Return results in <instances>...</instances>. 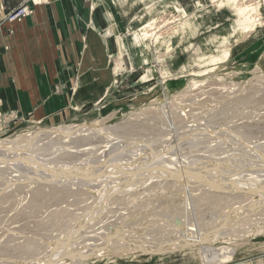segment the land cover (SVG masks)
I'll return each instance as SVG.
<instances>
[{
  "label": "rangeland",
  "instance_id": "obj_1",
  "mask_svg": "<svg viewBox=\"0 0 264 264\" xmlns=\"http://www.w3.org/2000/svg\"><path fill=\"white\" fill-rule=\"evenodd\" d=\"M111 3L118 18L109 8L99 31L107 72H80L79 55L63 83L66 108L45 118L0 105V141L81 123L118 127L106 147L94 137L70 148L46 141V163L0 167V264L36 263L77 234L90 255L75 264H264V212L252 204L264 195V165L245 168L264 147V0ZM137 140L177 156V169L142 165L143 153L127 147Z\"/></svg>",
  "mask_w": 264,
  "mask_h": 264
},
{
  "label": "crops",
  "instance_id": "obj_2",
  "mask_svg": "<svg viewBox=\"0 0 264 264\" xmlns=\"http://www.w3.org/2000/svg\"><path fill=\"white\" fill-rule=\"evenodd\" d=\"M20 1L0 0V105L41 119L66 108L63 83L79 55L80 72H107L99 31L111 22L109 8L119 12L111 0H47L21 21H5Z\"/></svg>",
  "mask_w": 264,
  "mask_h": 264
},
{
  "label": "bare ground",
  "instance_id": "obj_3",
  "mask_svg": "<svg viewBox=\"0 0 264 264\" xmlns=\"http://www.w3.org/2000/svg\"><path fill=\"white\" fill-rule=\"evenodd\" d=\"M259 15V14H258ZM261 22V21H260ZM118 129V127H109V126H105V125H99V124H97V123H91V124H88V123H81V124H77V125H67V126H60V127H55V128H42V129H38V130H36V131H34V132H32V133H29L28 135H23L22 137H16V138H14V139H3V140H1L0 141V167H3V164H8V163H11V164H13V163H16V164H20L21 163V165L25 168V169H32L33 168V165H35V164H38V163H43L44 161H43V158H41V155H39L38 154V152H39V150L40 149H42V148H44L43 147V145L45 144V142L46 141H54V143H58V144H60L59 145V148H66V146H68V144L70 143H73V141H77L76 139H82V138H92V137H94V138H97L102 144H103V146H105V145H109L110 143H112V141H116V137H118V135L116 134L117 132H116V130ZM114 135H117L116 137L114 136ZM121 136V135H120ZM121 138V137H120ZM144 140V139H143ZM143 140H141V141H139V140H137V141H139L138 142V144H132V142L130 141H128L129 142V144H127V147L128 146H131L133 149L134 148H137V150L139 151L140 150V152H142L143 154H141V155H138V156H143V158H144V162H143V164L142 165H147L148 164V162H150L149 163V165L148 166H150L149 168H156V166L157 165H160V164H164L165 166H167V168H168V170H169V168H170V170L173 168V166H176V164L173 162V159H175L177 156H171L170 154V156H167L166 154V157H165V155H161V157L160 156H156V152L155 151H153L152 149L154 148H152L151 149V147H150V145H151V143H149V145L147 144V142L146 143H144L145 141H143ZM134 141V140H133ZM143 141V142H142ZM125 142V141H124ZM148 142H150V141H148ZM121 143V142H120ZM131 143V144H130ZM74 144V143H73ZM155 144V143H154ZM96 145V144H95ZM123 145V144H122ZM125 145V144H124ZM91 146V145H90ZM93 146V145H92ZM98 146V145H97ZM111 146V145H110ZM54 147V146H53ZM106 147V146H105ZM108 147V146H107ZM113 147V146H112ZM112 147H111V149H112ZM124 147V146H123ZM126 147V146H125ZM67 148H70V146H68ZM95 148V147H94ZM114 148H115V146H114ZM184 148V147H183ZM107 149V148H106ZM109 149H110V147H109ZM132 149V150H133ZM172 149H173V147H172ZM171 149V150H172ZM255 149V148H254ZM115 150V149H114ZM152 150V152H153V154L154 155H151L150 153V151ZM157 150V149H156ZM160 150H162L163 151V149H160ZM168 150V149H167ZM108 151V150H107ZM249 151H252V150H249ZM110 152V151H109ZM128 152V151H127ZM140 152H139V154H140ZM125 153V152H124ZM123 153V154H124ZM149 153V154H148ZM244 153V152H243ZM252 153H255L256 155V162L255 163H257V164H255L254 162V164H251V165H247L246 164V166H245V168H249L250 170H251V172L253 173V172H255V171H258L259 169H262V165H264V147H263V149H261V150H259V152H257V151H253ZM131 154V153H130ZM133 154V153H132ZM138 154V152H136V153H134L132 156H133V158L136 156ZM248 154V153H247ZM126 155H128V154H126ZM105 156V155H104ZM111 156H113V155H111ZM122 158H124L123 156H121ZM247 157V156H246ZM41 158V159H40ZM121 158V159H122ZM126 158V157H125ZM250 158V157H249ZM255 158V157H254ZM99 159V158H98ZM97 159V160H98ZM104 159V158H103ZM128 159H130V158H128ZM142 159V158H141ZM147 159H149L150 161H148V162H146V160ZM177 159V158H176ZM251 159H253V158H251ZM101 160H102V158H101ZM116 160V159H115ZM124 160V159H123ZM132 160V159H131ZM135 160V159H134ZM183 159H181L180 161V163L182 164H185V162L184 161H182ZM100 161V160H99ZM136 161H137V159H136ZM186 161V160H185ZM110 162H114V161H110ZM109 162V163H110ZM122 162V161H121ZM124 162H126V161H124ZM124 162H122V163H124ZM127 162H128V164H129V160H127ZM138 162V161H137ZM44 163H46V162H44ZM54 163V162H53ZM59 163V162H58ZM133 163H134V161H133ZM177 163V162H176ZM220 163V162H219ZM51 164V163H50ZM55 164V163H54ZM60 164V163H59ZM108 164V163H107ZM113 164V163H112ZM127 164V165H128ZM132 164V163H131ZM151 164V165H150ZM206 165H208L207 163H205ZM250 164V163H249ZM44 165V164H43ZM60 165H62V164H60ZM109 165V164H108ZM126 165V164H125ZM134 165V164H133ZM138 165H139V163H138ZM163 165V166H164ZM179 165V164H178ZM203 165V164H202ZM13 166V165H12ZM46 166H48V165H46ZM73 166V165H72ZM164 166V167H165ZM181 166V165H180ZM209 166H211V165H209ZM216 166V165H215ZM250 166H252V168H254V167H258V166H260V167H258L257 169L256 168H254V169H252ZM254 166V167H253ZM37 167V166H36ZM48 167H50V166H48ZM60 167V166H59ZM62 167V166H61ZM60 167V168H61ZM67 167V166H66ZM132 167H138V166H132ZM142 167H145V166H142ZM141 167V168H142ZM158 167V166H157ZM207 167V166H206ZM217 167V166H216ZM39 168V167H38ZM59 168V169H60ZM88 168V167H87ZM122 168V167H121ZM140 168V167H139ZM138 168V169H139ZM145 168H148V167H145ZM161 168V167H160ZM159 168V169H160ZM219 168H220V166H219ZM219 168H217V171H218V169ZM225 167H221L220 169H224ZM227 168V167H226ZM226 168H225V170H224V172L226 171ZM242 168H243V166H242ZM34 169H36L35 167H34ZM41 169V168H40ZM48 169V168H47ZM54 169H56V168H54ZM53 169V170H54ZM58 169V168H57ZM63 169V168H62ZM65 169V168H64ZM103 169V168H102ZM137 169V170H138ZM174 169H177V167L176 168H173V170ZM215 168H213V170H214ZM33 170V169H32ZM37 170H39V169H37ZM51 171H52V169H50ZM66 170V174L67 173H69L68 171H72V170H68V167H67V169H65ZM98 170H100V169H98ZM137 170H132V172L131 173H134V172H136ZM143 170V169H142ZM155 170V169H154ZM158 170V169H157ZM164 170V169H163ZM172 170V171H173ZM187 170V169H186ZM236 170H237V168H236ZM243 170H245V169H243ZM31 171V170H30ZM48 171V170H47ZM47 171H45V172H47ZM56 172H57V170H55ZM139 171V170H138ZM204 171V170H203ZM207 171V170H206ZM215 171H216V169H215ZM221 171H223V170H221ZM50 172V171H49ZM48 172V173H49ZM54 172V171H53ZM127 172L128 171H126V174H127ZM140 173H141V171H139ZM146 172V171H145ZM157 172V171H156ZM168 172V171H167ZM166 172V173H167ZM177 172V171H176ZM179 172V171H178ZM181 172V171H180ZM180 172L178 173V175L180 174ZM185 172V171H184ZM209 172V171H208ZM211 172V171H210ZM214 172V171H213ZM212 172V173H213ZM219 173H220V170L218 171ZM230 172V171H229ZM43 173V172H42ZM50 173H52V172H50ZM61 173V172H60ZM63 173V172H62ZM128 173H130V170H129V172ZM140 173H138V174H140ZM144 173V172H143ZM147 173V172H146ZM218 173V174H219ZM226 173V172H225ZM228 173V172H227ZM232 173H233V171H232ZM254 174V173H253ZM117 175V174H116ZM132 175V174H131ZM134 175H137V173L136 174H134ZM142 175H144V174H142ZM146 175V174H145ZM145 175H144V178H145ZM199 175V174H198ZM201 175V174H200ZM216 175H217V173H216ZM229 175V174H228ZM140 176V175H139ZM182 176V175H181ZM224 176H225V174H224ZM236 176V175H235ZM24 177V176H23ZM26 177V176H25ZM68 177H70V175L68 176ZM138 177V176H137ZM141 177V176H140ZM184 177V176H183ZM204 177H207V175L206 176H204ZM203 176H202V178H204ZM75 178H77V177H74V179ZM128 178V177H127ZM130 178V177H129ZM139 178V177H138ZM137 178V179H138ZM150 178V177H149ZM193 178H194V176H193ZM192 177H191V180L193 179ZM256 178V177H255ZM33 179V178H32ZM54 179V178H53ZM57 179V178H56ZM56 179H55V181H56ZM59 179V178H58ZM132 179V178H131ZM130 179V180H131ZM135 179H136V176H135ZM185 180H187V181H190L189 180V177L188 178H184ZM200 180L201 179V177L200 178H196V180ZM214 179V178H213ZM65 180V179H64ZM124 180V179H123ZM128 181V183L129 182H131V181ZM182 180V179H181ZM224 180V179H223ZM51 181V180H50ZM57 181H61V180H57ZM132 181H135L134 179L132 180ZM195 181V180H194ZM218 181L219 182H222V180H219L218 179ZM225 181V180H224ZM233 181V180H232ZM248 181H249V179H248ZM218 182V183H219ZM223 184H225L224 182H222ZM222 183H220V184H222ZM217 184V183H216ZM122 185V184H121ZM219 184H217V186H218ZM227 185H228V183H227ZM230 185H231V183H230ZM229 185V186H230ZM116 186V185H115ZM114 186V187H115ZM219 186H221V185H219ZM237 186V185H236ZM226 187V186H225ZM112 188V187H111ZM220 188H222V187H220ZM219 188V189H220ZM120 190V189H119ZM223 190H225V189H223ZM109 191H110V189H109ZM113 191H114V189H113ZM108 192V191H107ZM248 193V192H247ZM106 194H108L109 195V193H106ZM254 194V193H253ZM103 195V194H102ZM108 195H106L107 197H108ZM261 195V194H260ZM106 196H103V197H105L106 198ZM264 196V195H263ZM262 195H261V197L262 198H258L255 202H252V204H254L255 206H257L258 207V211L260 212L261 211V214H262V212H264V206H263V208H261L262 207V204H264V197H263ZM101 197V196H100ZM103 197H101V198H103ZM107 201V200H106ZM218 203V202H217ZM99 204V203H98ZM102 202L98 205V207L95 209V212H93V213H90V215H95L100 209V207L102 206ZM252 204H250V206L252 205ZM253 206V205H252ZM252 206L250 207L251 208V210H248V211H256V209L253 207L252 208ZM102 208V207H101ZM261 208V209H260ZM257 211V212H258ZM95 213V214H94ZM88 214V213H87ZM225 216H227L226 215V211H225V214H224ZM228 215H234V212H231V213H228ZM263 215V214H262ZM88 216V215H87ZM225 216H223V219H224V217ZM91 217V216H90ZM94 217V216H93ZM225 220V219H224ZM227 220H230V219H228L227 218ZM221 222H222V220H221ZM228 222V221H227ZM226 222V223H227ZM84 223V222H83ZM220 223V222H219ZM225 223V222H224ZM218 225V224H217ZM219 225H221V224H219ZM226 225V224H225ZM214 230V229H213ZM216 230V229H215ZM75 230H73V231H71V233L72 232H74ZM73 234V233H72ZM75 234H76V231H75ZM110 235V234H109ZM109 235H107V236H104V238L106 239V240H108L110 237H108ZM112 235V234H111ZM114 235V234H113ZM70 236V235H69ZM116 236V235H115ZM203 237H205V234L204 235H202ZM201 236V237H202ZM68 236H66L63 240H61V241H59L55 246H52V248L51 249H49V251L46 253V254H44V256L42 255V257H40V259L38 260V261H36V263H31V264H75V263H78V262H81V261H83V259H87V257L90 255V251L89 250H85V249H81V245H80V243H84L85 242V239H82V235H78L77 234V236H76V238L75 239H77L76 241H73L72 243H69V245H66L67 244V242H65V240H66V238H67ZM71 237H73V236H71ZM192 237H193V234H192ZM112 238V237H111ZM110 238V239H111ZM114 239V238H113ZM115 239H118V238H115ZM181 239H183V238H181ZM199 239H201V238H199ZM204 239V238H203ZM179 241V240H178ZM181 241V240H180ZM201 241V240H200ZM204 241V240H203ZM108 242V241H107ZM195 242V241H194ZM86 243V242H85ZM85 243H84V245H85ZM124 243H125V241H124ZM176 243H178L177 241H176ZM189 243V242H188ZM104 244H106V243H104ZM112 244H115V245H117V244H119V242L118 243H116V241H114V240H112V241H110V244H109V246H111ZM123 244V243H122ZM132 244V243H131ZM195 244V243H194ZM83 245V244H82ZM107 245V244H106ZM113 246V245H112ZM139 246V245H138ZM146 246V245H145ZM176 246V245H175ZM180 246V245H179ZM189 246V245H188ZM137 247V246H136ZM140 247V246H139ZM190 247V246H189ZM103 248V247H102ZM126 249V248H125ZM132 249V248H131ZM139 249H141V248H139ZM106 250V249H105ZM132 250H134V247H133V249ZM141 250H143V249H141ZM145 250V249H144ZM103 251V250H102ZM97 252V251H96ZM105 252V251H104ZM151 253V252H150ZM93 254V253H92ZM97 254H100V252H98ZM34 262V261H33ZM20 264H22V263H20Z\"/></svg>",
  "mask_w": 264,
  "mask_h": 264
},
{
  "label": "built area",
  "instance_id": "obj_4",
  "mask_svg": "<svg viewBox=\"0 0 264 264\" xmlns=\"http://www.w3.org/2000/svg\"><path fill=\"white\" fill-rule=\"evenodd\" d=\"M47 0H21L18 6L8 11L4 17L7 22L21 21L33 13V6L46 2Z\"/></svg>",
  "mask_w": 264,
  "mask_h": 264
}]
</instances>
